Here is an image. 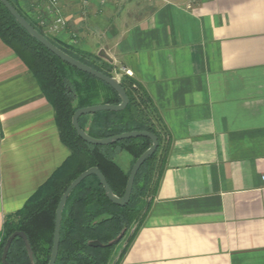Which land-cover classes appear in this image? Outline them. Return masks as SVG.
<instances>
[{
	"label": "crops",
	"instance_id": "crops-1",
	"mask_svg": "<svg viewBox=\"0 0 264 264\" xmlns=\"http://www.w3.org/2000/svg\"><path fill=\"white\" fill-rule=\"evenodd\" d=\"M58 1L57 28L47 2L23 4L61 44L142 84L172 139L149 214L111 264H264V0ZM70 155L0 39V236Z\"/></svg>",
	"mask_w": 264,
	"mask_h": 264
},
{
	"label": "trees",
	"instance_id": "trees-1",
	"mask_svg": "<svg viewBox=\"0 0 264 264\" xmlns=\"http://www.w3.org/2000/svg\"><path fill=\"white\" fill-rule=\"evenodd\" d=\"M42 35L76 60L108 77H115L114 66L102 58L61 44L24 9L23 0H8ZM0 39L27 65L55 112L62 143L71 155L25 207L7 219L0 236L1 256L7 240L16 232H25L34 251L35 264H49L54 244L56 212L70 185L84 172L98 168L114 194L124 197L131 170L152 146L148 138L129 139L108 146L83 141L73 127L75 113L98 105L121 104L118 93L108 84L63 62L21 27L0 1ZM121 85L129 104L121 112L105 111L83 116L80 127L92 138L103 140L130 132H149L159 139V147L141 168L130 203L113 204L99 179H85L71 194L63 213L60 251L56 264H111L117 247L124 243L137 224L119 260L127 252L147 218L167 168L172 147L169 130L147 90L136 79L123 75ZM127 153L131 167L126 171L116 158ZM147 198L151 199L148 203ZM10 264H32L21 238L9 252ZM118 263V262H117ZM116 263V264H117ZM119 264V263H118Z\"/></svg>",
	"mask_w": 264,
	"mask_h": 264
},
{
	"label": "water",
	"instance_id": "water-1",
	"mask_svg": "<svg viewBox=\"0 0 264 264\" xmlns=\"http://www.w3.org/2000/svg\"><path fill=\"white\" fill-rule=\"evenodd\" d=\"M3 5L7 8V10L12 14V16L16 19V21L21 25L22 28H24L31 37H33L35 40H37L39 43H41L47 50H49L51 53H53L55 56H57L59 59H61L63 62L67 63L68 65L76 68L77 70L89 74L98 80L108 84L111 86L119 95L121 99V104L114 106V105H98L88 108H83L75 113L72 119L73 127L78 133L79 137L85 141L88 144L94 145V146H108L115 144L120 141L129 140V139H137V138H148L152 141V146L136 161L134 164L127 188L124 197L120 198L116 196L111 189L110 185L107 182L106 177L102 174L100 169L98 168H91L81 174L68 188V190L65 192L63 197L61 198L60 204L58 206L57 212H56V222H55V235H54V244L51 254V259L49 264H56L59 256L60 251V243H61V228H62V221H63V213L65 210V207L67 205V202L72 194V192L88 177L96 176L102 186L105 189L106 196L108 199L115 205L120 207L127 206L130 201L131 197L134 191L136 178L143 167V165L147 162L149 158H151L154 153L157 151L159 147V139L155 134L149 133V132H130L125 133L119 136H115L108 139L98 140L95 138H92L90 135H88L79 124V120L83 116L87 115H94L99 112H105V111H113V112H121L126 109V107L129 104V97L127 95L126 90L122 87L121 81L116 77H108L105 74L93 69L92 67L76 60L75 58L71 57L67 53H65L63 50H61L59 47H57L53 42H51L47 37L42 35L32 24L28 22L27 19H25L17 9H15L8 0H0ZM16 238H21L25 244L26 250L28 252L30 261L32 264H35L34 261V251L32 248V245L30 243V240L25 232H16L14 233L8 240L5 245V248L3 250L2 256H1V262L2 264H10L8 261V256L10 249L12 247V244Z\"/></svg>",
	"mask_w": 264,
	"mask_h": 264
},
{
	"label": "rangeland",
	"instance_id": "rangeland-1",
	"mask_svg": "<svg viewBox=\"0 0 264 264\" xmlns=\"http://www.w3.org/2000/svg\"><path fill=\"white\" fill-rule=\"evenodd\" d=\"M45 2H47L48 3V1L47 0H44ZM46 3V9H47V11H49V9L50 10H53V11H59V13H60V4H59V1H58V7H53L50 3H48L47 4ZM26 7H24V9H25ZM25 11H26V9H25ZM27 12V11H26ZM39 13L40 14H43V8L41 9V11H39ZM59 13H58V15H59ZM57 15V14H56ZM56 15H54V16H56ZM60 17H62V15H59ZM55 18V17H54ZM57 19V18H56ZM56 19H54V20H51V23H53L54 24V27H55V25H56ZM63 22L64 23H61V24H59V26H64L65 25V19H63ZM39 25L41 26V27H44L45 28V31H46V33L48 34V35H50V37H52V38H54L53 37V35H55L56 34V32H57V29H47L46 28V26H43V25H41V23L39 22ZM51 27V26H50ZM130 160H131V162H132V159H131V157L127 154V153H122V154H120V155H118L117 156V158H116V161L124 168V169H126V171H128L129 169H130V167H131V162H130ZM130 163V164H129ZM147 201H148V203H150L151 202V199L150 198H147ZM137 227V224H135L133 227H132V229H131V231L128 233V235L126 236V239L124 240V242H125V245H127L128 244V241H129V239H130V236L133 234V232H134V229ZM123 244V243H122ZM123 246V245H122Z\"/></svg>",
	"mask_w": 264,
	"mask_h": 264
},
{
	"label": "built area",
	"instance_id": "built-area-1",
	"mask_svg": "<svg viewBox=\"0 0 264 264\" xmlns=\"http://www.w3.org/2000/svg\"><path fill=\"white\" fill-rule=\"evenodd\" d=\"M47 1H48V3H50L54 8H55V7H58V0H47ZM49 12L52 13V14H55V15L57 14V16H58V18L56 19V22H55V23H56V25H55L56 28L59 26V24L64 23V22H63V18H62V17H59V15H58L59 11L56 12V11H53V10H50V9H49ZM40 23H41V25L44 26L46 22H45V21H44V22L42 21V22H40ZM128 74H129V72H128Z\"/></svg>",
	"mask_w": 264,
	"mask_h": 264
}]
</instances>
